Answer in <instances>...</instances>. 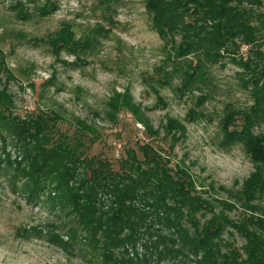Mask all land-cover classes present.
<instances>
[{
	"label": "rangeland",
	"instance_id": "1",
	"mask_svg": "<svg viewBox=\"0 0 264 264\" xmlns=\"http://www.w3.org/2000/svg\"><path fill=\"white\" fill-rule=\"evenodd\" d=\"M250 1L229 6L258 13ZM147 2L0 0V264H101L87 249L54 245L68 241L70 216L48 203L47 188L31 195L35 186L25 176L22 152L31 139H22L20 126L16 136L14 124L30 125L39 114H57L58 132L71 143L79 140L88 158L103 159L113 169L127 151L140 159L139 147L152 145L170 167L188 170L216 212L221 211L216 201H222L236 206L225 212L231 223L244 213L232 198L256 170L264 174V164L226 138L242 132L264 138V122L251 125L243 118L254 103L239 66L255 50L264 52V30L252 22L256 41L225 43L213 64L197 68L196 56L173 60L170 45L155 32ZM191 72L201 76L186 82ZM171 121L181 128L167 134ZM31 181L47 184L38 177ZM250 206L260 215L264 197ZM209 217L197 215L199 224ZM221 241L242 253L244 240L232 228H225ZM143 250L120 249L132 260L139 259L133 251L140 256Z\"/></svg>",
	"mask_w": 264,
	"mask_h": 264
},
{
	"label": "trees",
	"instance_id": "2",
	"mask_svg": "<svg viewBox=\"0 0 264 264\" xmlns=\"http://www.w3.org/2000/svg\"><path fill=\"white\" fill-rule=\"evenodd\" d=\"M232 2L238 0H148L147 6L155 32L170 45L173 60L196 56L194 64L203 68L213 64L225 43L233 46L238 39L251 45L256 41L252 22L264 30V0L250 1L259 8L258 13L230 7ZM169 34L178 35L182 42L172 41ZM253 56L239 61L248 76L246 82L252 86L254 105L243 116L251 125L264 122V52L257 49ZM194 76L201 75L191 72L185 81L192 82ZM57 121L58 115L49 112L32 117L30 125L14 124L24 131L21 134L17 128L16 136L31 139L30 146L22 151L28 162L25 176L35 186L31 195L47 188L48 203L60 205L70 216L68 241H52L54 245L87 249L101 264L161 260L173 264H264V211L256 215L259 209L250 206L264 197V174L259 169L233 196L244 213L238 222L231 223L225 212L234 210V204L216 201L221 208L216 212L212 203L197 192L188 170L170 167V161L152 145L139 147L140 159L134 151H127L118 168L113 169L103 159L88 158L79 140L71 143L56 130ZM178 128L171 121L165 130L171 134ZM49 132L54 134L51 139ZM89 133L93 135L94 130ZM226 140L242 144L253 162L264 164V138L242 132ZM35 177L47 184L36 185L31 181ZM51 193L55 198L50 199ZM206 213L209 219L199 224L197 215L203 218ZM228 227L244 240L242 253L222 244ZM125 245L144 249L140 256L133 251L139 259H127L120 251Z\"/></svg>",
	"mask_w": 264,
	"mask_h": 264
}]
</instances>
